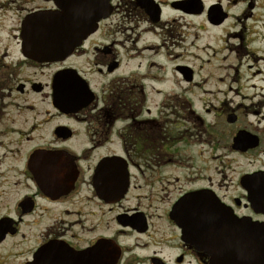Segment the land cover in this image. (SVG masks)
Masks as SVG:
<instances>
[{
  "label": "flooded vegetation",
  "instance_id": "af4514ba",
  "mask_svg": "<svg viewBox=\"0 0 264 264\" xmlns=\"http://www.w3.org/2000/svg\"><path fill=\"white\" fill-rule=\"evenodd\" d=\"M39 1L27 15L59 9ZM253 1L238 14L240 0H110L54 61L23 55L21 24L19 60L0 63V264H209L173 216L195 193L264 228V188L246 185H264V62L197 81L186 45L191 26L196 40L225 27L237 50L263 41ZM195 89L241 100L197 105Z\"/></svg>",
  "mask_w": 264,
  "mask_h": 264
},
{
  "label": "water",
  "instance_id": "95a60500",
  "mask_svg": "<svg viewBox=\"0 0 264 264\" xmlns=\"http://www.w3.org/2000/svg\"><path fill=\"white\" fill-rule=\"evenodd\" d=\"M55 11H35L22 21V53L39 61L67 57L97 26L111 9L110 0H52ZM254 192L262 191L263 181H246ZM197 193L179 203L173 216L182 227L184 238L210 255L209 264H264V228L246 227L231 211ZM264 207V205H261ZM225 224L230 226L226 234ZM219 225L223 233H219ZM226 241V242H225ZM236 241L245 242L243 248Z\"/></svg>",
  "mask_w": 264,
  "mask_h": 264
},
{
  "label": "rangeland",
  "instance_id": "374dc122",
  "mask_svg": "<svg viewBox=\"0 0 264 264\" xmlns=\"http://www.w3.org/2000/svg\"><path fill=\"white\" fill-rule=\"evenodd\" d=\"M252 1L253 0H240L234 8V11L239 14L243 9H245L247 4H250ZM253 2L255 3L256 8L254 9L252 18L247 20V26L249 28L260 26L264 31V0H254ZM40 6H42V3L39 0H0V63H2V61L7 63V61L13 62L19 60L21 53L18 38L20 35L19 29L22 21L29 11ZM188 21L192 24L199 20L188 19ZM233 21H235V19H231L227 27H229V24L232 25ZM196 31L197 29L191 26L189 40L186 42V45H191L189 47L190 54L196 53L197 56H199L197 57L198 59H194L195 56L192 55L190 56L189 61V63L194 65L197 70V81H203V77L206 76L208 74L207 71L210 70H220L227 73L228 71L239 69L240 75L245 78L248 77L247 72L249 69H256L263 65L264 40H258L250 43L249 37L248 41L245 43V47L237 50L236 46L233 45L236 43L235 40L229 38L230 42L225 41V27L206 33L200 32L198 40L194 37ZM262 38H264V34L262 35ZM207 59H211L210 64L205 62ZM201 65H204V67ZM6 70L7 68L4 65L0 66V77L4 72H6ZM32 72L33 70L26 68L23 71V76L29 77ZM189 95L191 98L195 99L197 105H199V101L200 103L202 102L201 99H205L204 101L206 102H209L210 100L216 102V99L219 98L220 100L227 96L228 100H241L240 96H236L234 94H218V98H215L216 95L214 94H202L200 89H195V93ZM26 98H28L31 102L39 101V97L34 95L20 96V103H23ZM1 103L2 100L0 99V106ZM24 115H19L17 119H23ZM0 118V128H3L2 125L5 124V120H2L3 117ZM211 165L213 167L215 166L214 163H211ZM234 166L236 167L235 174H239L241 170L248 168L249 164L247 160L240 159L234 163ZM217 179H219V176H217Z\"/></svg>",
  "mask_w": 264,
  "mask_h": 264
}]
</instances>
